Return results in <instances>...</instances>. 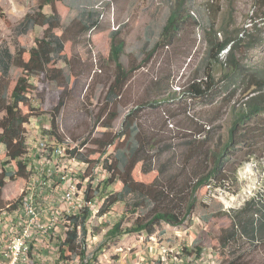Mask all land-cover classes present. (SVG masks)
Segmentation results:
<instances>
[{
    "label": "trees",
    "instance_id": "obj_1",
    "mask_svg": "<svg viewBox=\"0 0 264 264\" xmlns=\"http://www.w3.org/2000/svg\"><path fill=\"white\" fill-rule=\"evenodd\" d=\"M167 1L171 13L150 58L168 49V64L174 62L176 49H183L181 43L185 30L189 24H193L207 28L204 65L182 86L177 87L179 90L174 89L172 63L159 72H153L149 90L154 99L148 102L150 104L136 103L126 115L121 130L115 132L114 122L120 117L122 99L139 68L125 65L126 42L120 30L113 31L110 67L115 69L114 80L109 87L104 110L98 117L102 138L93 143L98 149L87 148L92 144L89 140L83 142L80 148L71 150L69 146L67 149L70 157H76L88 165L87 172L101 167L109 175L101 182V192L107 200L100 210V217L107 215L116 204L126 203L133 196L138 199L136 209L142 208L144 202L155 205L149 214L140 217L131 228L124 231L120 224L115 226L108 233L109 237L137 233L154 236L163 223L183 227L195 213L198 195L202 191L222 189L233 195L238 194V170L252 160L264 159V148H260L264 141V77L249 78L244 89L247 96L238 108H231V122L227 130L219 132L224 124H217L221 120L222 109H218L215 103L228 90L226 84L222 89L221 85L233 76H239L245 69L238 57L244 40L235 38L230 26L222 28L225 38H218L221 33L216 25L222 12L218 1ZM59 2L66 3L67 0H41L37 11L28 14L21 23L20 33L24 35L36 28L45 29L44 37L36 38L30 50L19 48L14 54L9 47H0V160L3 162L0 170V209L7 205L3 200L7 179H28L32 175L28 127L34 117L45 114L33 105L32 94L38 88L31 83L32 79L36 78L45 91L51 89L60 93L58 105L51 112L50 130L45 136H53L57 146L68 144V136L59 125L74 77L72 62L65 55L67 42L70 37L85 38L96 31L101 24V14L95 9L83 10L77 18L64 22L55 8ZM48 6L52 7L51 15L44 13ZM85 46L92 47L90 41H86ZM225 50H228V55L223 63L220 55ZM184 51L183 54L189 58L193 49L186 48ZM57 61H63L66 68L52 67ZM217 66L222 67L225 80H217ZM13 69H20L22 75L11 90ZM235 93L229 97H234ZM38 97L44 96L40 94ZM197 104H203L204 109L188 115L192 106ZM146 109L158 111L156 126L150 127L151 121L143 118ZM182 111H185V116L177 119L179 116L176 113ZM172 119L174 122H170ZM161 124L170 133L178 131L176 136L145 132L146 128L156 131ZM237 160L240 162L237 163ZM81 175L86 178L91 174H80L79 177ZM95 193L90 186L86 193L88 204L94 202L96 195H91ZM163 201L168 203V208L160 206ZM88 216L87 208L71 218V222H88ZM205 224L208 236L203 242L208 240V243L193 244L192 251L197 255L210 249L208 247L215 249L221 246L230 251V257L227 256L224 264H257L258 255L264 256V193L258 192L241 207L229 212L208 215ZM83 232L86 233L85 230ZM212 235L218 243L214 244V239L210 238ZM243 242L252 247L253 258H248L243 252ZM185 251L188 252L187 249ZM187 255L175 254L178 263L182 258L189 262L190 254Z\"/></svg>",
    "mask_w": 264,
    "mask_h": 264
},
{
    "label": "rangeland",
    "instance_id": "obj_2",
    "mask_svg": "<svg viewBox=\"0 0 264 264\" xmlns=\"http://www.w3.org/2000/svg\"><path fill=\"white\" fill-rule=\"evenodd\" d=\"M217 1L222 6V12L218 16L216 25L217 30L221 33L218 34V38L223 40L225 32L222 28L230 26L235 38L244 40V43L240 45L238 57L243 61L245 69L239 76L235 75L227 83L221 85L220 88L222 89L226 84L228 90L218 97L215 103L218 109H222L221 120L219 119L217 124L222 126L224 124V127L219 129V132H225L229 126L228 123L231 122V108L235 106L238 108L247 96V94H244V89L249 83V78L264 77V0H216V3ZM196 2L203 3L206 0H196ZM40 4L41 0H0V47L7 46L12 53L16 54L19 48L30 50L36 38L41 39L44 37V28H36L26 35L20 33V25L25 17L37 11ZM55 8L64 22L77 18L78 13L83 10L95 9L101 14V24L96 31H92L85 38L70 37V41L67 42L65 55H68L69 60L72 62L74 77L66 108L59 118L61 130L68 136L67 147L80 148L83 142L89 140L92 141V144L88 145L87 148L91 150L98 149L93 144L95 140H101L102 138L101 123L98 121V117L101 116L104 110L108 90L114 80L115 69L110 67L111 34L113 31L120 30L122 38L126 42L125 65L128 68H139L125 93L126 96L122 99L120 117L114 122L115 132L121 130L126 115L136 103H148L154 99L149 90L153 72H159L161 68H167L172 63L174 89L179 90V86H182L205 63L207 28L206 26L196 27L193 24L187 26L181 43L183 49L180 47V49H176L178 52L176 51V56L174 53V62L168 64V55H170L168 49H165L162 53H156L150 58V54L159 42L162 28L167 23L171 13L167 0H67L66 3H56ZM44 13L51 15L52 7H46ZM86 41H90L91 48L85 46ZM186 48L193 49L189 58L183 54L186 52L184 51ZM227 55L222 56L221 54L220 61L225 63ZM52 67L65 69L66 64L63 61H57ZM215 73L217 80L225 78L221 66L216 67ZM21 75L22 71L20 69H13L11 73V90L14 89ZM31 83L38 88L32 94L33 105L41 112H45L41 117H34L28 127V140L31 156L33 157V141L39 142L46 138L45 134L47 130H50L52 121L51 112L58 105L60 93L53 92L51 89L45 91V87L40 85L36 78L32 79ZM231 91L236 92L232 98L229 97L233 94H230ZM40 94L44 97H38ZM203 109V104L193 105L192 110L188 111V115H193L195 110L200 111ZM176 114L179 116L176 117L177 119L183 118L185 111ZM143 116L145 120L151 121L150 127L156 126L159 119L158 111L146 109ZM170 122H174V120L172 119ZM162 126L161 124L156 131L146 128L145 132L148 134H158L160 132L167 137L176 136L178 131L170 133ZM260 148H264V141L260 144ZM1 152L3 151L1 150ZM170 156L172 157L173 153ZM170 156L168 155V158ZM70 160V156L67 157V161L64 163L65 166L80 173L81 169L77 166H83V162L74 159L73 165L69 162ZM239 160L236 162L239 163ZM232 161L234 160L232 159ZM2 164L3 162L0 160V170L3 168ZM233 166L236 167L237 165ZM48 167L46 166V168ZM6 170H9V168L6 167ZM30 170L32 172V166ZM86 172L85 176L89 173L91 175L86 178L81 175L78 182L80 187H85L87 190L91 186L93 192L96 191L95 194L91 195L92 197L96 195V197L93 202L94 213H91L90 221L88 219L90 223L87 230L91 235L100 238L101 247L98 249L101 250V264H115L120 258L128 259L133 252L144 254L151 251L155 255L162 244L175 249L183 245L185 241L192 245H199L208 236L207 231L205 232V219L208 215L220 211L229 212L231 209L241 207L258 192L264 193V159L261 161L252 160L251 163H246L238 170L240 186L238 194L233 195L222 189L209 192L202 191L198 195V205L195 213L183 227H173L163 223L154 236L137 233L109 237L108 233L115 226L120 224L124 231L131 228L140 217L144 218L149 214L155 205L144 202L142 208L136 209L135 205L138 199L133 196L126 203L116 204L107 215L100 217V210L107 200L101 192V182L109 175L101 167ZM32 182L33 172L28 179L15 181L7 179L3 200L7 202L6 204L23 205L25 199L28 198V190ZM160 206L168 208V203L163 201ZM172 206L174 207V205ZM68 210L69 208H62V216ZM210 238L214 239L215 237L212 235ZM207 241L202 244L208 243ZM213 241L214 244L218 243L216 239ZM106 243L108 244L106 245ZM211 246L213 245L211 244ZM242 247L248 258L254 257L251 255L252 247L248 243L245 242L244 244L243 242ZM208 248L218 254L220 264H224L227 256L230 257V251L224 250L221 246L215 249L213 247ZM165 251L168 250H160V257L172 258V264H187L184 258L178 263L175 256V254L189 256L185 254V250L168 251L167 253ZM139 260L137 261L139 262ZM256 261L257 264H262L264 256L259 254ZM126 264H130V261ZM139 264H150V260H143Z\"/></svg>",
    "mask_w": 264,
    "mask_h": 264
},
{
    "label": "built area",
    "instance_id": "obj_3",
    "mask_svg": "<svg viewBox=\"0 0 264 264\" xmlns=\"http://www.w3.org/2000/svg\"><path fill=\"white\" fill-rule=\"evenodd\" d=\"M227 54L225 50L222 56ZM67 146H57L53 136L33 141V182L23 207L0 226V264H77V255H86L84 264H89L95 257L100 248L99 238L89 239L88 232L79 233L80 222H71V218L85 209L89 210L88 218L94 210L93 203L86 202L88 189L80 187L78 182L88 165L83 162V166H77L80 173L66 167L64 163L70 156ZM70 158L72 164L77 159ZM62 208H69V216H62ZM193 247L188 241L177 249L162 244L155 255L151 251L133 252L128 259L120 258L115 264L128 261L139 264L143 260H150V264H172V258L160 257V250L185 249L188 250L185 254H190L187 264H220L214 250L207 249L197 255Z\"/></svg>",
    "mask_w": 264,
    "mask_h": 264
},
{
    "label": "bare ground",
    "instance_id": "obj_4",
    "mask_svg": "<svg viewBox=\"0 0 264 264\" xmlns=\"http://www.w3.org/2000/svg\"><path fill=\"white\" fill-rule=\"evenodd\" d=\"M27 200H28V198L25 199L24 203ZM23 205L20 204L18 206V205H15L14 203H9L4 208H1L0 209V226H2V222H7L10 218H12L13 215L15 213H17L18 209L23 207ZM96 211H98V210H96ZM65 213L66 214L64 216H69V210L67 212H65ZM92 213H94V210H93ZM89 221H90V219H89ZM89 223L90 222H83V223L80 222L79 223V233H84L83 230L88 232L87 228L89 226L88 225ZM88 238L89 239H96V238H99V237L91 235V233L88 232ZM100 243H101V241H100V238H99V246H100ZM167 252L168 251H165V253H167ZM85 262H86V255H77V264H84ZM89 264H101V250L98 249L95 252V257L89 261Z\"/></svg>",
    "mask_w": 264,
    "mask_h": 264
}]
</instances>
